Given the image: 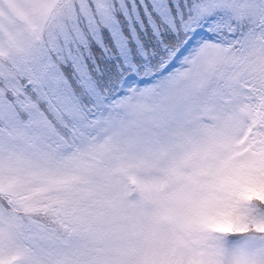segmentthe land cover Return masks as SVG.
Returning a JSON list of instances; mask_svg holds the SVG:
<instances>
[{
  "label": "snow or ice",
  "instance_id": "6c2138e0",
  "mask_svg": "<svg viewBox=\"0 0 264 264\" xmlns=\"http://www.w3.org/2000/svg\"><path fill=\"white\" fill-rule=\"evenodd\" d=\"M0 264H264V0H0Z\"/></svg>",
  "mask_w": 264,
  "mask_h": 264
}]
</instances>
